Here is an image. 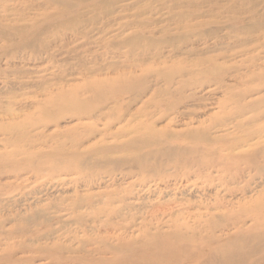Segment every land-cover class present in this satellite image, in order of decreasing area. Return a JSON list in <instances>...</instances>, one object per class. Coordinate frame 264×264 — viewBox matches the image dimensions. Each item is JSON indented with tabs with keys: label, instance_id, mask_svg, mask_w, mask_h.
Wrapping results in <instances>:
<instances>
[{
	"label": "rangeland",
	"instance_id": "374dc122",
	"mask_svg": "<svg viewBox=\"0 0 264 264\" xmlns=\"http://www.w3.org/2000/svg\"><path fill=\"white\" fill-rule=\"evenodd\" d=\"M0 264H264V0H0Z\"/></svg>",
	"mask_w": 264,
	"mask_h": 264
},
{
	"label": "bare ground",
	"instance_id": "6f19581e",
	"mask_svg": "<svg viewBox=\"0 0 264 264\" xmlns=\"http://www.w3.org/2000/svg\"><path fill=\"white\" fill-rule=\"evenodd\" d=\"M160 247V246H159ZM221 249V248H220ZM221 251V250H220ZM213 254V253H212ZM211 255V254H210ZM209 257V256H208ZM212 257V256H211ZM218 260V259H217Z\"/></svg>",
	"mask_w": 264,
	"mask_h": 264
}]
</instances>
